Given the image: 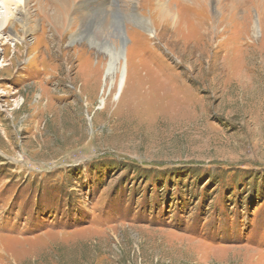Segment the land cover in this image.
<instances>
[{
	"label": "rangeland",
	"instance_id": "1",
	"mask_svg": "<svg viewBox=\"0 0 264 264\" xmlns=\"http://www.w3.org/2000/svg\"><path fill=\"white\" fill-rule=\"evenodd\" d=\"M87 1L62 45L34 0L0 35V264H264V0H164L180 40Z\"/></svg>",
	"mask_w": 264,
	"mask_h": 264
},
{
	"label": "bare ground",
	"instance_id": "2",
	"mask_svg": "<svg viewBox=\"0 0 264 264\" xmlns=\"http://www.w3.org/2000/svg\"><path fill=\"white\" fill-rule=\"evenodd\" d=\"M0 1H1V4H0V9H1V12H0V35L2 32L5 33L7 30H9V32L11 33V37H15L19 43H25L24 37L27 36L28 34H31L33 31H35V27H36V25L34 27H32V24L34 23L35 20L33 21V16L31 15V7H30V1L31 0H0ZM111 1H112V4L109 8L107 6V4L105 3L106 1L101 0V4H100L101 10H102L101 12H105V14H107V15L117 14L118 15L117 17H119V18L126 17L125 20L127 22H129V20H133V22H135L137 26H140V28L146 30V32L149 33L150 38L154 39V37L156 36V33L151 28L150 21L148 19H146L145 17H143L142 14L140 15L138 13L137 9L135 8V6L132 7L133 9L131 11L130 9L127 8L126 5L120 7V5H118L119 0H111ZM141 1L143 2V0H141ZM154 1L157 3V10L154 12L155 15H158V17L156 19L159 22H157V23L158 24L160 23L161 27L169 28V26H171L172 29H170V30H171V33L173 34L171 36L175 37V39L178 40L180 37L176 36L175 30H176V27L179 23V20H177L176 15L171 13L172 10H170V8H167V5L164 3L165 2L164 0H154ZM34 2H35L34 3L35 8L40 12L39 14L43 15V19L45 21L44 23H46L47 25H50L51 29L54 31V33L57 35V37L58 38L60 37L61 45H62V42H66V40L69 38L74 39V37L77 38L79 36H82L83 28L85 27V23H86V20L88 17L87 15H82V11H84L85 7L89 5L87 0H34ZM92 2H94V1H92ZM122 3L124 4V2H122ZM147 3H148V1H147ZM201 3L204 6L205 0L204 1L201 0ZM123 4H121V5H123ZM91 6H93V5L90 4V7ZM86 8H88V7H86ZM142 8H145V7H142ZM125 12H126V14H125ZM91 14H89V15L91 16ZM74 16H76L78 18V20H77L78 22L75 24L78 25L79 31H81L80 34H78V33H71L70 34V32L73 29V24L75 21ZM259 20H260L259 21L260 24H259V26L256 24V27H255V28H257L256 31L258 32L259 31L258 29H260V30H262V32H264V26H263V23H261V17L259 18ZM35 22H37V21H35ZM180 23H181V20H180ZM214 25H215V27H213L212 30H213L214 34H217L219 32L218 21H216ZM16 27L20 28L21 31H19V29H17ZM114 27H115V31L113 33L114 35H110L111 34L110 33V34H108L107 39H106L107 40L106 44L108 46L107 51H108V57H109L108 67L106 69V77L111 78V77L115 76L117 72H119L120 77H121L120 92H122V90H124V86L126 85V78L128 75L127 65L121 66V63H123L124 61H127V63H128V59L126 58L127 51L125 53V42H127V37L125 34L123 24L120 21H117L115 23ZM228 27H230V26H228ZM45 33H47V32H45L43 30V34H45ZM69 34H70V37H69ZM128 35H129V33H128ZM52 37H54V40H57L56 36H52ZM0 39H3V37L0 36ZM112 39H114V40L116 39L117 41L115 40V43H112L111 42ZM50 40H51V38H50ZM177 40L173 41V42H175L176 45L179 44V41H177ZM116 43H118V46H114V44H116ZM119 44H120V47H119ZM19 45H22V44H19ZM169 46H170V44H169ZM14 48L16 51L17 45H14ZM253 48H254V46H253ZM119 65H120V68H119ZM5 66L7 67V65H5V64H0V70H4ZM90 74H91V72H90ZM102 104L103 105L105 104V100H102Z\"/></svg>",
	"mask_w": 264,
	"mask_h": 264
},
{
	"label": "water",
	"instance_id": "3",
	"mask_svg": "<svg viewBox=\"0 0 264 264\" xmlns=\"http://www.w3.org/2000/svg\"><path fill=\"white\" fill-rule=\"evenodd\" d=\"M127 42H125V45H126Z\"/></svg>",
	"mask_w": 264,
	"mask_h": 264
}]
</instances>
